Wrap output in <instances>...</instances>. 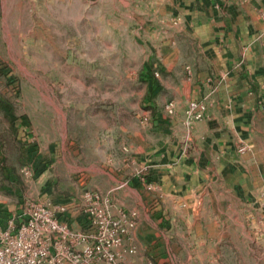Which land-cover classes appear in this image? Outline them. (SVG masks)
Returning <instances> with one entry per match:
<instances>
[{
  "label": "rangeland",
  "instance_id": "1",
  "mask_svg": "<svg viewBox=\"0 0 264 264\" xmlns=\"http://www.w3.org/2000/svg\"><path fill=\"white\" fill-rule=\"evenodd\" d=\"M162 1L0 0V215L90 190L136 213L138 227L139 212L146 218L150 172L139 171L147 184L140 206L129 185L136 173L131 147L140 134L150 143L145 100L161 74L151 57L161 45L150 25ZM119 166L127 168L126 182L103 187ZM121 197L125 205L115 206ZM215 207L207 204L203 226L224 232L207 237L200 258L172 248L157 255L136 240L126 264L182 263L190 255L195 261L187 264H264V249L249 233L253 215L232 218L225 210L215 218Z\"/></svg>",
  "mask_w": 264,
  "mask_h": 264
},
{
  "label": "crops",
  "instance_id": "2",
  "mask_svg": "<svg viewBox=\"0 0 264 264\" xmlns=\"http://www.w3.org/2000/svg\"><path fill=\"white\" fill-rule=\"evenodd\" d=\"M150 28L161 45L151 54L161 74L145 100L150 143L140 134L131 147L136 173L129 185L140 206L147 184L139 174L150 172L144 195L150 208L145 219L139 212L137 244L150 243L157 255L172 248L200 258L207 237L224 232L203 226L207 204L215 203V218L225 210L232 218L253 215L249 233L264 249V0H165ZM192 101L205 103L207 113L189 127L185 111ZM240 144L249 146L245 154L237 152ZM109 171L117 173H108L103 187H120L128 177L125 166ZM114 199L115 206L126 203Z\"/></svg>",
  "mask_w": 264,
  "mask_h": 264
},
{
  "label": "built area",
  "instance_id": "3",
  "mask_svg": "<svg viewBox=\"0 0 264 264\" xmlns=\"http://www.w3.org/2000/svg\"><path fill=\"white\" fill-rule=\"evenodd\" d=\"M174 108L167 106L170 114ZM186 110L185 124L193 127L205 119L207 106L192 101ZM248 149L240 144L237 152ZM137 229L136 213L115 208L95 191L27 202L0 222V264H126L137 253Z\"/></svg>",
  "mask_w": 264,
  "mask_h": 264
}]
</instances>
